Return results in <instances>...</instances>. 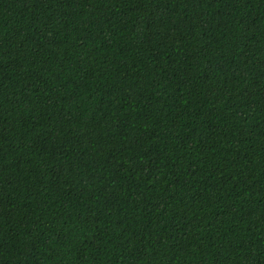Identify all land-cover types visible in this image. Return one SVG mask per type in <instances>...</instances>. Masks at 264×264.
I'll return each instance as SVG.
<instances>
[{
	"label": "trees",
	"instance_id": "1",
	"mask_svg": "<svg viewBox=\"0 0 264 264\" xmlns=\"http://www.w3.org/2000/svg\"><path fill=\"white\" fill-rule=\"evenodd\" d=\"M0 264H264V0H0Z\"/></svg>",
	"mask_w": 264,
	"mask_h": 264
}]
</instances>
